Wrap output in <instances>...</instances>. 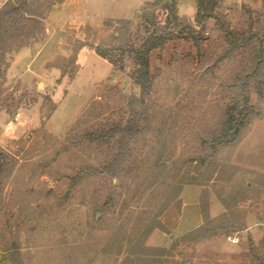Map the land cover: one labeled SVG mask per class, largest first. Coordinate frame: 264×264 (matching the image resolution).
Masks as SVG:
<instances>
[{
  "label": "rangeland",
  "instance_id": "374dc122",
  "mask_svg": "<svg viewBox=\"0 0 264 264\" xmlns=\"http://www.w3.org/2000/svg\"><path fill=\"white\" fill-rule=\"evenodd\" d=\"M155 1L37 0L46 15L42 32L10 43L0 79V147L14 166L0 182V264H121L153 210L165 231L155 230L146 246L169 250L177 239L170 264H258L251 243L264 253V100L253 96L257 114L238 143L220 147L199 170L200 161H191L211 152L205 141L238 73L237 61L223 56L222 25L246 31L252 24L264 33V0H224L216 11L222 22L206 23L201 51L175 39L152 52L154 87L142 105L133 64L126 59V70H116L94 47L118 45L123 20L133 34L145 13L165 21L163 9L148 5ZM176 2L195 24L196 0ZM133 107L146 120L124 175H95L91 169L114 159L120 135L110 144L82 137L125 126ZM169 167L170 181L192 182L180 211L176 202L169 209ZM225 214L243 229L193 246L181 241L206 217Z\"/></svg>",
  "mask_w": 264,
  "mask_h": 264
},
{
  "label": "trees",
  "instance_id": "16d2710c",
  "mask_svg": "<svg viewBox=\"0 0 264 264\" xmlns=\"http://www.w3.org/2000/svg\"><path fill=\"white\" fill-rule=\"evenodd\" d=\"M223 2L224 0H196L195 24L179 15L176 0L171 2L156 0L153 3H148L149 6L159 7L165 11V21H161L156 12L145 13L142 22L136 27V33L133 34V23L123 20L122 28L125 32L116 37L119 40L118 45L105 48L98 45L94 47L95 52L109 61L116 70H126V59L133 64L131 76L134 83L140 88L141 100L139 103L144 105L154 87V76L151 73L150 64L152 52L163 50L169 42L175 39L191 42L201 51L203 33L207 30L206 23L211 19L222 22L216 11ZM247 12L253 15L251 9H247ZM45 16V12H41L40 7L37 6V0H8L2 7L0 10V79L4 77L3 66L10 49V43L30 41L38 36L45 27ZM222 28L225 31L228 44L223 51V56L229 61H237L238 73L229 86L231 93L226 98L222 118L212 130L209 139L205 141L211 152L206 157H199L191 161H200L197 170L205 165L208 157L215 156L220 147L232 146L241 140L257 114V109L252 103L253 96L264 100V33L259 30L254 31L252 24L246 31L231 30V26L225 23ZM223 56L219 59H222ZM1 86L0 83V88ZM5 103H1L0 100V113L5 109ZM145 120L146 113H139L136 107H133L132 116L125 126H117L102 136L96 134L83 136V143L110 144L112 139H116L117 135H120V139L115 143L118 150L114 159L101 169H91V172L95 175H108L113 178L123 176L124 168L129 163L131 156V145L141 134V127ZM8 160L7 154L0 147V182L14 166ZM158 168L165 171L168 167L166 164H160ZM172 172L173 167H169V182H171L169 184V209L171 202H176L174 209L180 211V195L184 186L192 184V182H187L185 176L178 181H170ZM166 209L167 205L161 210L163 212ZM145 214L148 215L146 231L125 254L121 264H165L164 262L170 264L171 252L176 248L177 239L169 250L163 247L150 248L146 246V240L155 230H165L158 220L160 214L157 211L153 210ZM242 227L234 220V217L229 218L227 214L223 216L222 220L206 217L202 226L190 231L180 239L184 244L193 246L214 239L225 231L242 230ZM251 246L256 263L264 264V253H259V248L253 243Z\"/></svg>",
  "mask_w": 264,
  "mask_h": 264
},
{
  "label": "built area",
  "instance_id": "2783aa9c",
  "mask_svg": "<svg viewBox=\"0 0 264 264\" xmlns=\"http://www.w3.org/2000/svg\"><path fill=\"white\" fill-rule=\"evenodd\" d=\"M228 240L234 244H238L240 242V238L238 236H236V237L229 236Z\"/></svg>",
  "mask_w": 264,
  "mask_h": 264
},
{
  "label": "crops",
  "instance_id": "0c3cea01",
  "mask_svg": "<svg viewBox=\"0 0 264 264\" xmlns=\"http://www.w3.org/2000/svg\"><path fill=\"white\" fill-rule=\"evenodd\" d=\"M2 2H3V1H2ZM2 2H1V3H2ZM1 3H0V4H1ZM3 3H5V1H4ZM0 6H1V5H0Z\"/></svg>",
  "mask_w": 264,
  "mask_h": 264
}]
</instances>
